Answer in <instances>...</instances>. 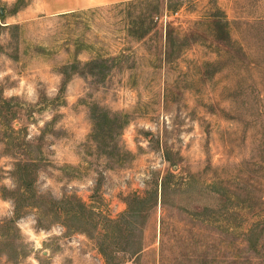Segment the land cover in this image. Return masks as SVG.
I'll use <instances>...</instances> for the list:
<instances>
[{"label": "rangeland", "instance_id": "374dc122", "mask_svg": "<svg viewBox=\"0 0 264 264\" xmlns=\"http://www.w3.org/2000/svg\"><path fill=\"white\" fill-rule=\"evenodd\" d=\"M30 2L0 0V264H264V0Z\"/></svg>", "mask_w": 264, "mask_h": 264}, {"label": "crops", "instance_id": "0c3cea01", "mask_svg": "<svg viewBox=\"0 0 264 264\" xmlns=\"http://www.w3.org/2000/svg\"><path fill=\"white\" fill-rule=\"evenodd\" d=\"M131 0H31L23 10L30 15L65 14L81 9L115 4Z\"/></svg>", "mask_w": 264, "mask_h": 264}, {"label": "trees", "instance_id": "16d2710c", "mask_svg": "<svg viewBox=\"0 0 264 264\" xmlns=\"http://www.w3.org/2000/svg\"><path fill=\"white\" fill-rule=\"evenodd\" d=\"M131 1H135V0H131ZM145 1V0H144ZM169 9H171V10H174L176 7H177V5L175 6V5H172V4H169V6H167ZM152 18H154V17H152ZM218 24H219V26L221 27V29H222V31H225V29H226V36L225 37H223V38H225V39H229V37H230V35H229V32H228V30H227V27H225V25H227L228 23H227V21H225V20H221V19H219L218 21ZM147 31L148 30H146V31H144L143 32V34L145 35L146 33H147ZM24 165H25V168L26 169H28L29 171H31L30 169V165L31 164H29L28 165V161L26 160L25 161V163H24ZM32 166H33V164H32ZM20 167V166H19ZM32 171H33V169H32ZM31 171V173L29 174L28 172H27V175H26V177H23V179H22V182H23V180H24V183H22V184H24V188H22V191H21V196L22 197H24V200L23 201H25V200H27V198H30V197H32V195L31 194H33V193H35L34 191L33 192H29V191H31V186L33 185V183H34V177H33V172ZM23 186V185H22ZM30 193V196H27L26 197V193ZM34 197V196H33ZM38 196H36L35 198H37ZM19 200H20V198H19ZM37 204H39L38 202H36ZM54 204H56V202L54 203ZM29 205H32V203H30V204H28V206ZM21 206L18 204V201H17V204H16V212L18 213L19 212V208H20ZM244 234V236L242 237V239H239V241H238V237H234L233 239H232V241L233 240H236L237 242H240V243H243V242H247V241H249V237L248 236H246L245 235V233H243ZM161 245H160V250L162 251V243H160ZM144 248H145V245L143 244V245H141L140 247H139V249H138V251H137V253L138 254H140V253H142V251H144ZM258 256L261 258V259H264V254H261V253H258ZM162 254L160 253V251H159V259H158V262H159V264H162L163 263V261H162ZM179 264H183L182 262L181 263H179Z\"/></svg>", "mask_w": 264, "mask_h": 264}]
</instances>
